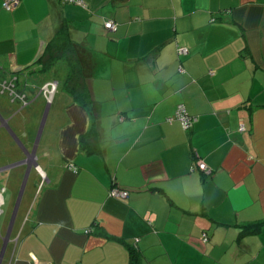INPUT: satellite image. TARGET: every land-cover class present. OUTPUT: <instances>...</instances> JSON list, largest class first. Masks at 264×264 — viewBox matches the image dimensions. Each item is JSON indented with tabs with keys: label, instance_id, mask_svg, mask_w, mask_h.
<instances>
[{
	"label": "crops",
	"instance_id": "obj_1",
	"mask_svg": "<svg viewBox=\"0 0 264 264\" xmlns=\"http://www.w3.org/2000/svg\"><path fill=\"white\" fill-rule=\"evenodd\" d=\"M5 1L0 77L56 87L36 141L0 101V264H264V0Z\"/></svg>",
	"mask_w": 264,
	"mask_h": 264
},
{
	"label": "rangeland",
	"instance_id": "obj_2",
	"mask_svg": "<svg viewBox=\"0 0 264 264\" xmlns=\"http://www.w3.org/2000/svg\"><path fill=\"white\" fill-rule=\"evenodd\" d=\"M42 74V73H39ZM21 81V79H20ZM9 82L10 80L0 77V101H5L4 103L7 105L8 108H10L13 112L11 114V116L8 117V119H12V121H14L15 123L19 124L20 126H22L21 124H25L27 123L29 126L33 127V131L36 132V137H35V141L37 139L39 130L41 128L42 122H43V118H44V114H45V109L44 108L43 112L40 114L38 111H36V105L38 104V102H42V100H38V99H42L45 97L46 93L45 91H43V85L45 84L42 83L38 86V84L40 82H38L37 77L34 78V80H30L32 84H30L31 86L27 87L24 86L26 89L23 90L22 94H24L27 98H28V104L26 106L23 105V103L16 98L15 94H17L19 92V90L17 88H12L9 89ZM17 84H21L20 82ZM32 88V89H29ZM52 87L50 86L49 89H51ZM13 91V93H12ZM55 93V92H54ZM38 100V101H37ZM28 119V120H27ZM27 120V121H26ZM15 137L19 140L18 136L16 135V133L14 132ZM7 140V139H5ZM20 141V140H19ZM21 142V141H20ZM9 143V142H7ZM7 146V144H6ZM25 176L24 175L22 182L19 186L18 192L16 197L14 198V204H13V208H12V212H8V206L10 207V204H12V200L10 198V191H8V193L4 194V199L6 201V204L1 208L3 210V214L0 217V222H1V226L3 227L4 224L7 223V221H9V219H11L14 209H15V205L18 203V200L20 199V195H21V200H20V204H19V208H18V213L22 207V201L23 198L26 194L27 188H28V192H29V178L27 179V182L24 185V180H25ZM6 182H3V184H5ZM2 185V184H1ZM20 218H18L17 224L20 223Z\"/></svg>",
	"mask_w": 264,
	"mask_h": 264
},
{
	"label": "built area",
	"instance_id": "obj_3",
	"mask_svg": "<svg viewBox=\"0 0 264 264\" xmlns=\"http://www.w3.org/2000/svg\"><path fill=\"white\" fill-rule=\"evenodd\" d=\"M21 0H6L4 3V7L6 10H13L17 5H19ZM66 1H72V2H77L74 0H66ZM117 24L111 20L106 21L105 22V28L108 31L111 32H116L117 31ZM179 54L182 55H187L188 54V49L187 48H180L179 50ZM52 87L51 89H49V87ZM16 88V84L14 82V80L12 82H9V89L12 88ZM55 87L56 85L51 83L49 85H46L45 87H43V91H45L46 95H48V97H51L53 95V93L55 92ZM13 93V91H12ZM16 98L19 99L24 106H26L29 102H28V98L22 94V93H17L15 94ZM179 121L182 124V127L185 130H189L193 127L194 123L196 122V118L191 116L188 112V110L186 109V107L184 105H179L177 110H176V115L174 118H169L167 119V121L169 123H172L173 121ZM70 168L72 170H77L73 165L70 166ZM199 168L200 170L206 172L207 174H209L211 171L207 168V165L202 161L199 162ZM5 189H2V191H4ZM110 196L114 197V198H121V199H125L129 196V192L125 191V190H121L118 188H112L110 190ZM3 213V210L1 209V202H0V215ZM205 240H207V237L205 236ZM37 264V263H36Z\"/></svg>",
	"mask_w": 264,
	"mask_h": 264
},
{
	"label": "water",
	"instance_id": "obj_4",
	"mask_svg": "<svg viewBox=\"0 0 264 264\" xmlns=\"http://www.w3.org/2000/svg\"><path fill=\"white\" fill-rule=\"evenodd\" d=\"M45 119H46V118H44L43 123H42V125H41L40 132H39V136H40V134H41V132H42V130H43V126H44V124H45ZM31 169H32V166L29 165V167L27 168V171H26V176H25V180H24V185H23V187L25 186V184H26V182H27V179L29 178V174H30V172H31ZM20 200H21V195H20V199L18 200L19 202H18L17 207H16V209H15L14 216H13V219H12V222H11V225H10V228H9V232H8V234H7V237H6V242H5L4 250L6 249V246H7V242H8V240H10V234H11V231H12V228H13V224H14V221H15L16 214H17V212H18V208H19ZM4 250H3V252H4ZM3 257H4V254L2 253V255H1V260L3 259Z\"/></svg>",
	"mask_w": 264,
	"mask_h": 264
},
{
	"label": "trees",
	"instance_id": "obj_5",
	"mask_svg": "<svg viewBox=\"0 0 264 264\" xmlns=\"http://www.w3.org/2000/svg\"><path fill=\"white\" fill-rule=\"evenodd\" d=\"M104 25H105V24H104ZM52 58H53V55H51V59H52ZM48 67H49V68L51 67L50 64L48 65ZM44 69L47 70V67H46V68L44 67ZM18 79H19V78L14 79V82H15V84H16V88L19 90V93H22V92H23L22 87H20V84H17V83L21 82V81L18 80ZM73 93H74L75 95H77L78 97H80V93L77 92L75 89H74ZM81 95H82V94H81ZM130 262H131L130 264H140V257H139V255L136 254L134 251H133L132 254H131V261H130Z\"/></svg>",
	"mask_w": 264,
	"mask_h": 264
}]
</instances>
